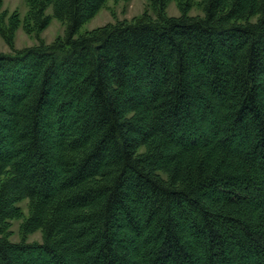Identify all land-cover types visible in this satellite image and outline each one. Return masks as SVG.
<instances>
[{
  "label": "trees",
  "instance_id": "obj_1",
  "mask_svg": "<svg viewBox=\"0 0 264 264\" xmlns=\"http://www.w3.org/2000/svg\"><path fill=\"white\" fill-rule=\"evenodd\" d=\"M151 1L47 0L65 36L0 53V264H264V0Z\"/></svg>",
  "mask_w": 264,
  "mask_h": 264
},
{
  "label": "rangeland",
  "instance_id": "obj_2",
  "mask_svg": "<svg viewBox=\"0 0 264 264\" xmlns=\"http://www.w3.org/2000/svg\"><path fill=\"white\" fill-rule=\"evenodd\" d=\"M54 2V1H53ZM163 16L179 17L187 13L192 17H205V0H164ZM40 10V19H36V10ZM160 9L151 0H106L102 8L89 21L83 23L79 34L91 32L97 28L116 25L120 22L132 23L138 20L156 21ZM54 6L47 0H0V53L13 54L41 43L51 44L66 33V22L54 16ZM49 19L43 28L42 19ZM19 206L28 215V200ZM21 220H13L9 227V238L21 240ZM40 232L27 237L28 242H41Z\"/></svg>",
  "mask_w": 264,
  "mask_h": 264
}]
</instances>
